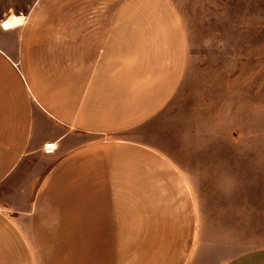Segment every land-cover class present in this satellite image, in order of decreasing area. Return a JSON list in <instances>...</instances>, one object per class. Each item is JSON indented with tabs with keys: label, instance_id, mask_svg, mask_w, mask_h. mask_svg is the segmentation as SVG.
<instances>
[{
	"label": "crops",
	"instance_id": "obj_1",
	"mask_svg": "<svg viewBox=\"0 0 264 264\" xmlns=\"http://www.w3.org/2000/svg\"><path fill=\"white\" fill-rule=\"evenodd\" d=\"M10 15L0 18V264H264V245L209 212L213 168L147 128L183 72L168 0H36L6 29Z\"/></svg>",
	"mask_w": 264,
	"mask_h": 264
},
{
	"label": "rangeland",
	"instance_id": "obj_2",
	"mask_svg": "<svg viewBox=\"0 0 264 264\" xmlns=\"http://www.w3.org/2000/svg\"><path fill=\"white\" fill-rule=\"evenodd\" d=\"M35 1L0 0V18ZM168 1L183 32V72L147 128L165 150L213 168L203 178L215 189L209 212L264 245V0Z\"/></svg>",
	"mask_w": 264,
	"mask_h": 264
},
{
	"label": "bare ground",
	"instance_id": "obj_3",
	"mask_svg": "<svg viewBox=\"0 0 264 264\" xmlns=\"http://www.w3.org/2000/svg\"><path fill=\"white\" fill-rule=\"evenodd\" d=\"M25 22V15H18V14H11L9 17H7L2 23L4 25V28H12L14 26L21 25ZM7 25V27H5Z\"/></svg>",
	"mask_w": 264,
	"mask_h": 264
},
{
	"label": "built area",
	"instance_id": "obj_4",
	"mask_svg": "<svg viewBox=\"0 0 264 264\" xmlns=\"http://www.w3.org/2000/svg\"><path fill=\"white\" fill-rule=\"evenodd\" d=\"M58 145L56 141H47L44 143L42 149L46 154H53L57 150Z\"/></svg>",
	"mask_w": 264,
	"mask_h": 264
},
{
	"label": "snow or ice",
	"instance_id": "obj_5",
	"mask_svg": "<svg viewBox=\"0 0 264 264\" xmlns=\"http://www.w3.org/2000/svg\"><path fill=\"white\" fill-rule=\"evenodd\" d=\"M5 27H7V25H5Z\"/></svg>",
	"mask_w": 264,
	"mask_h": 264
}]
</instances>
